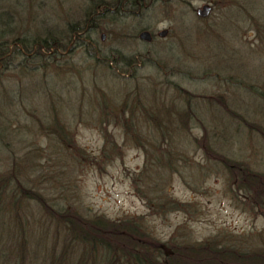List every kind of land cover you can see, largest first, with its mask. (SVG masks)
Here are the masks:
<instances>
[{"label":"rangeland","instance_id":"rangeland-1","mask_svg":"<svg viewBox=\"0 0 264 264\" xmlns=\"http://www.w3.org/2000/svg\"><path fill=\"white\" fill-rule=\"evenodd\" d=\"M25 3L10 15L14 23L17 17L34 18L28 41L46 38L43 24L90 28V19L83 23L81 18L83 0ZM203 4L211 11L200 19L195 11ZM118 17L97 20V31L76 37L54 61L41 59L45 65L30 56L14 57L0 84L12 89L11 97L17 91L21 96L8 108L9 94L0 88V113L12 119L5 142L9 151L0 145V173L15 159L26 184L36 185L49 205L113 221L142 217L150 235L162 242L175 233L179 241L227 237L243 251L263 249L260 212L251 209L242 192L231 191L227 171L207 158L201 139L212 151L264 174V141L232 115L264 127V105L237 87V82L263 85L264 36L255 28L264 24V0H162L138 16ZM163 30L165 36L158 37ZM142 31L150 34L149 42L138 39ZM131 59L136 66L126 67ZM183 91L196 96L189 102L188 130L178 119L186 107ZM125 100L138 111L134 122L147 153L133 140L125 141L111 119L103 120L105 109ZM54 116L85 158L71 155L46 131ZM154 118L170 131L164 144L175 171L159 168V154L150 155L159 141L151 127ZM104 135L121 146L120 155L109 161L101 156ZM158 192L185 209L165 207L163 214H153L145 198L155 199ZM32 206L33 215L41 213ZM39 232L28 230L30 248Z\"/></svg>","mask_w":264,"mask_h":264},{"label":"trees","instance_id":"trees-1","mask_svg":"<svg viewBox=\"0 0 264 264\" xmlns=\"http://www.w3.org/2000/svg\"><path fill=\"white\" fill-rule=\"evenodd\" d=\"M34 1L41 0H0V83L3 73L10 70L14 57L30 56L37 63L36 65L42 62L41 59L54 61L61 56L59 51L65 50L70 42L77 40L76 37L97 31V20L107 18L113 22L117 16H138L146 7L162 0H83L85 7L82 8L81 18H84L83 23L90 19V28L78 29L77 25L70 22L64 23L63 29L58 28L56 24L51 25L50 29L44 27L45 24L41 22L43 24L41 31L45 32L46 38L40 41H28L25 37L28 24L33 25L34 18L30 17L31 22H28L17 17L14 23L10 13L14 8L29 4L25 2ZM13 28L19 30L20 38L13 36L15 31ZM255 29L258 35L264 36V24L256 26ZM135 64L136 61L131 59L125 63V66L133 67L136 66ZM19 69L24 72L26 68L21 66ZM237 84L240 90L251 93L260 104L264 105V79L262 86L242 82ZM0 88L2 93L9 94L7 102H4L8 108L12 105V100L21 96L17 91L15 98L11 97V88L8 87L7 90L1 84ZM183 92L186 107L178 114V119L181 128L188 130V121L193 113L189 102L196 96ZM210 99L215 100L213 97ZM19 100L23 101L22 98ZM102 114L103 120L109 118L115 126L122 129L125 141L133 140L135 146L147 153L144 145L139 143L143 137L139 126L134 122L138 111L133 106H128L127 100L112 109H105ZM232 115L237 117L249 132L257 134L264 141V127L248 122L242 116ZM152 120L154 124L151 127L159 132V141L157 148H152L150 151V155H153L152 152L159 154L157 157L159 168L175 171L172 155L165 145L170 138V131L162 127L160 120L156 118ZM9 122H12V119L0 113V145L8 151L9 143L5 142L10 137V131L7 129ZM49 124L46 131L61 142L65 150L71 155L76 154L80 159L85 158L84 152L74 146L68 129L56 116ZM104 139L101 156H104L106 161L119 156L121 146L111 141L107 135H104ZM201 140L207 158L227 171L231 191L233 188L235 195L242 192L246 203L251 209H258L264 220V174L256 173L242 163L212 151L205 138L202 137ZM19 164L14 159L13 164L0 173V264H264V247L243 251L237 243L227 237H214L195 243L179 241L175 233L162 242L150 235L142 223V217L134 216L113 221L97 215L83 216L74 208L49 205L36 185L30 181H28L29 186L26 184ZM160 195L158 192L155 199L145 198L153 214H163L165 207L179 211L185 209L184 205ZM31 203L41 213L33 215L34 207ZM39 223L42 229H45L43 232L39 229ZM51 229L52 234H48ZM28 230L40 231L38 236H35L37 243L31 245V248L27 237ZM4 231H8L5 236Z\"/></svg>","mask_w":264,"mask_h":264},{"label":"water","instance_id":"water-1","mask_svg":"<svg viewBox=\"0 0 264 264\" xmlns=\"http://www.w3.org/2000/svg\"><path fill=\"white\" fill-rule=\"evenodd\" d=\"M211 11V7L208 4H203L199 9L195 11V14L198 18L203 19L206 18ZM166 34V31H160L158 33V37L163 38ZM150 34L147 31H142L138 34V39L141 41L149 42L150 41Z\"/></svg>","mask_w":264,"mask_h":264}]
</instances>
